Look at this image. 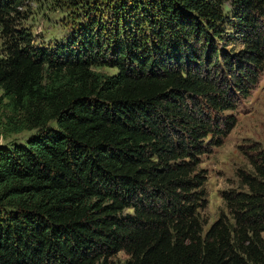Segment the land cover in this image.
<instances>
[{
    "label": "trees",
    "instance_id": "16d2710c",
    "mask_svg": "<svg viewBox=\"0 0 264 264\" xmlns=\"http://www.w3.org/2000/svg\"><path fill=\"white\" fill-rule=\"evenodd\" d=\"M27 1L0 0V136L31 132L0 143V264H264V154L210 225L198 159L255 80L264 0L228 21L223 0H97L52 47L16 34Z\"/></svg>",
    "mask_w": 264,
    "mask_h": 264
},
{
    "label": "rangeland",
    "instance_id": "374dc122",
    "mask_svg": "<svg viewBox=\"0 0 264 264\" xmlns=\"http://www.w3.org/2000/svg\"><path fill=\"white\" fill-rule=\"evenodd\" d=\"M83 1L85 3L80 0H28L12 15L16 34L27 31L32 35L35 45L52 47L58 42L68 40L89 15L88 8L96 7L94 15L102 12L105 19L108 17L107 6L104 4H97V0ZM98 1L102 3V0ZM222 6L228 21L235 10V4L232 0H223ZM256 14L260 30L264 31V15L260 12ZM226 24L223 22L225 27ZM226 29L227 32L233 33L231 27L227 26ZM241 39L231 40L229 45L222 46L237 58L247 45ZM3 51L0 27V55ZM98 69L106 73H116L113 68ZM252 70L256 76L252 84L248 85V95L238 93L235 97V108L216 112L220 118V132H211L212 135L205 139L206 152L198 156L199 170L204 174L208 193V205L203 217L209 221V225L222 210H226L223 191L241 189L238 171H249L252 169L250 158L264 154V58L261 59L260 65L252 67ZM30 134L31 132L13 134L8 139L0 136V143L24 141ZM128 258L125 252H120L114 257V261L116 264H122Z\"/></svg>",
    "mask_w": 264,
    "mask_h": 264
}]
</instances>
